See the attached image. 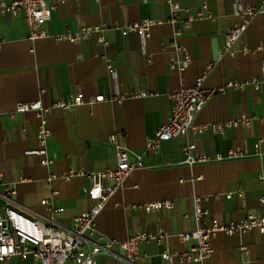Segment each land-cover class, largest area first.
I'll list each match as a JSON object with an SVG mask.
<instances>
[{
  "label": "crops",
  "instance_id": "0c3cea01",
  "mask_svg": "<svg viewBox=\"0 0 264 264\" xmlns=\"http://www.w3.org/2000/svg\"><path fill=\"white\" fill-rule=\"evenodd\" d=\"M177 1L181 10L173 23L171 6L165 0H47L52 17L45 26L46 37L36 40L30 38L23 13L0 12V211L11 207L46 223L51 215L42 201L49 200L64 209L53 216L56 223L72 226L95 202L86 192L88 179L63 180V170L114 169L117 146L132 152L131 160L135 154L144 156V165L97 217L92 238L125 241L137 233L156 235L162 230L168 236L143 242L133 263L115 246L113 253L98 256L96 264H180L165 262L161 254L165 249L185 251L196 244L183 242L179 235L197 228V196L208 197L202 203L208 211L203 220L207 226L216 218L229 224L248 212L264 210V84L259 90L248 84L244 90L229 88L217 93L196 118L198 124L211 125L245 114L252 118L249 126L242 124L223 132L209 126L199 136L190 131L162 142L153 152L145 151L147 141L171 114L170 92L183 84L192 86L209 65L207 88L262 76L264 48L259 47L264 43V14L256 17L234 45V55L219 59L227 31L239 22L235 9L260 0ZM13 2L16 0H0L7 5ZM205 4L214 19L198 17ZM144 20L162 21L152 26L148 38L134 32L123 35L114 29L105 32L107 45L97 41V34L80 42L64 38L82 27L125 26ZM177 30L182 32L178 38L182 51L171 46ZM244 47L249 52H244ZM186 56L190 62L181 71ZM79 92L85 103L75 111L50 113L47 150L53 164L42 165L40 156L26 154L40 147L36 114L18 113L13 118L10 114L22 101L38 100L51 106ZM143 92L148 95H133ZM91 99L95 101L91 103ZM111 136H115L114 142ZM191 143L197 144L198 153L213 158L227 157L230 151L244 156L190 166L183 149ZM52 175L57 178L48 182ZM239 190L241 196L226 197ZM163 201H172L174 207L144 210L148 203ZM242 244L248 245V255L240 250ZM212 247L209 258L186 264H264V235L256 232L243 236L219 233L213 237ZM5 264L37 263L30 255L13 257Z\"/></svg>",
  "mask_w": 264,
  "mask_h": 264
},
{
  "label": "built area",
  "instance_id": "2783aa9c",
  "mask_svg": "<svg viewBox=\"0 0 264 264\" xmlns=\"http://www.w3.org/2000/svg\"><path fill=\"white\" fill-rule=\"evenodd\" d=\"M172 9L173 23L177 22V14L181 10V6L177 0H165ZM236 16L239 22L237 25L227 31L226 41L223 49L219 53V59H223L227 54L234 55L233 47L236 43L242 40L250 24L257 16L264 14V0H260L256 5L247 7L238 6ZM1 13H10L17 15L23 13L26 23L30 30V38L36 40L46 37L45 26L51 20L52 7L47 0H16L11 5L0 3ZM198 17H207L214 19L208 5H203L198 13ZM160 20H144L138 23H131L125 26H109L107 24L97 25L94 27H82L75 33H68L64 36L65 39L74 42H80L92 38L97 34V41L101 44H109L105 32L111 29L121 31L123 35L134 32L143 38L150 36V29L156 24H161ZM181 30L174 33V41L171 46L176 51H182L183 47L178 43V38L181 36ZM259 48H264V43ZM244 52H249L247 47H244ZM190 57L186 56L181 63L179 70L183 71ZM109 68L110 65H109ZM211 66L203 75L197 78V81L192 86L184 85L178 89H173L169 97L172 101V111L168 120L157 131L155 137L149 139L146 143V153L153 152L159 149L164 141L185 136L192 131L196 136H199L209 126L212 130L223 132L230 128L238 127L239 125L249 126L252 118L247 115H241L238 119H231L213 123L211 125L198 124L196 118L204 109L210 99L220 92L225 90L240 89L244 90L246 85L251 84L255 90H259L264 84V59L262 61V76L254 77L249 82L231 81L223 87L207 88L204 86L208 72ZM114 73V72H113ZM137 97H145L147 92L133 94ZM91 103L95 99L90 100ZM85 103L83 93H77L68 99H59L51 106L44 105L41 101L19 102L15 110L10 114L13 118L18 113L33 112L38 119L37 142L39 149L28 151L27 155H37L41 157V164L50 166L53 160L48 157V141L51 136V130L48 123L50 113L54 110H62L66 112L75 111V109ZM3 113L0 111V118ZM109 139L115 141V136ZM117 150V166L114 169L92 170L85 171L83 169H67L63 170L61 178L66 181H71L74 178H86L89 181V186L86 189L89 198L95 202L94 206L84 214L76 217L72 226L66 227L56 223L54 215L64 211L62 208L55 207L49 200H43L42 204L47 206L51 218L47 219L46 223L35 220L18 210L8 207L0 211V264H5L13 257L33 256L37 264H96V258L100 255L113 253V248L119 246L125 254L126 259L133 263L140 255V246L143 242L154 239L161 241L168 236V232L162 230L161 233L153 235L150 233H137L132 235L125 241L101 237L93 239L96 233V219L106 207L108 201L121 189L124 188L126 181L136 171V169L144 165L143 155H133L132 152L125 148L116 147ZM187 156L186 164L193 166L196 164L208 163L211 161H223L243 157L244 154L239 151H230L227 157L217 155L211 157L209 155L198 153L196 143L187 145L184 149ZM2 175L0 174V179ZM57 176L52 175L48 182L56 179ZM264 178L261 177L263 182ZM10 191V190H9ZM14 190H11V194ZM57 192H54L56 195ZM242 191L227 193L228 199L234 196H241ZM208 197L197 196L194 198V218L197 228L193 232L183 233L179 238L183 242L195 241L196 244L185 251L165 249L161 257L165 262L172 263L178 261L180 264L202 262L213 253L212 239L219 233L226 235L243 236L247 233L256 232L264 235V210L248 212L244 218L234 221L229 224L220 222L217 218L213 220L212 225L207 226L203 220L208 214L202 203ZM264 204V198L261 200ZM174 203L172 201L153 202L144 205L146 212L159 211L162 209H172ZM240 250L245 254H249L248 245L242 244Z\"/></svg>",
  "mask_w": 264,
  "mask_h": 264
}]
</instances>
